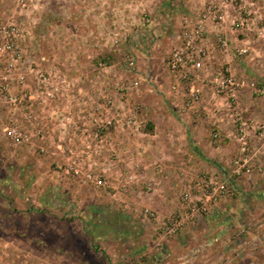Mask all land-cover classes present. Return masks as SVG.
I'll list each match as a JSON object with an SVG mask.
<instances>
[{
    "label": "rangeland",
    "instance_id": "rangeland-1",
    "mask_svg": "<svg viewBox=\"0 0 264 264\" xmlns=\"http://www.w3.org/2000/svg\"><path fill=\"white\" fill-rule=\"evenodd\" d=\"M6 1L7 13L29 27L31 39L26 42V50L36 60L43 57L42 66L65 70L70 81L79 85L138 82L132 97L142 108L143 135L138 136V149L132 151L134 160L129 155L130 144L122 139L121 145L128 148L122 168L128 169L134 162L142 168L141 160L151 154L148 145L151 141L145 134L151 133L155 126L159 131L171 126L163 105L168 99L160 91L157 94L150 91L149 86L154 78L155 82L166 80L167 74L162 71L184 20L180 25L165 26L159 17L160 6L155 7L158 13L146 6H136V35L127 36L128 28H121V39L113 41L110 31L114 23L120 18L128 19L122 11L125 6H120L116 17L111 6L105 27L99 30L103 38L97 37L95 26L89 39L80 12L76 11L72 18L69 11L60 9L55 15L53 0L49 3L44 0L37 11L25 13L13 7L14 0ZM253 2L243 6H255ZM77 5H81V0ZM231 6H239V2L232 0ZM144 15L151 18L149 24L144 22ZM257 33L255 30V35L261 38ZM130 46L136 47L138 56ZM127 54L135 57L134 68L127 65ZM98 61L105 62L104 69H96ZM250 62L253 65L248 76H235L264 85V75L259 76L255 70L264 69V61L251 58ZM137 66L147 73L137 70ZM242 90H248L250 98L264 99V95L254 94L249 87ZM151 108L159 114L157 123L151 118L154 112ZM3 124L0 116V264H264V164L262 172L250 176H231L228 168H219L220 173L197 172L192 181L167 197L172 209L162 216L160 208L147 203L155 188L160 192L156 196H165L160 181L148 180L123 192L112 187L96 189L71 177L61 178L53 168L56 158L53 149L49 147L48 152L42 153L37 147L12 146L2 136ZM211 125L212 131L216 124ZM43 143L49 145L47 141ZM165 157L159 153L148 157L154 161L146 163H152L161 173V158ZM206 172L222 177L227 172L224 176L231 186V197L218 202L208 214L198 216L177 233L162 235V220L181 212L183 190ZM133 192L139 194L134 197ZM134 206L155 210L159 219L143 217L132 209Z\"/></svg>",
    "mask_w": 264,
    "mask_h": 264
},
{
    "label": "built area",
    "instance_id": "built-area-1",
    "mask_svg": "<svg viewBox=\"0 0 264 264\" xmlns=\"http://www.w3.org/2000/svg\"><path fill=\"white\" fill-rule=\"evenodd\" d=\"M43 1L14 0L13 7L34 13ZM143 20L148 24L151 22L146 15ZM211 21L219 26L228 24L233 30L248 23L242 15L230 17L216 0H206L196 17L184 19L179 42L170 52L167 61L172 79L170 89L183 96L182 111H187L195 108L202 98L203 84H208L212 96L220 102L216 110L234 124L237 152L230 161V174L234 177L250 176L263 171L264 123L253 122L245 116L238 94L244 87H249L254 94L264 95V85L236 77L224 64L203 77L211 54L206 43L207 25ZM127 25L129 21L125 18L114 23L110 31L113 41L121 39V28ZM258 34L263 35V30L258 29ZM30 39L29 27L13 14L0 16L2 136L15 147H37L42 153L48 152L49 147L53 149L51 152L56 156L53 168L61 178L81 180L96 189L112 187L129 191L139 181L142 168L137 162L128 169L122 168L128 148L121 145L122 140L118 137L143 135L142 108L132 97L138 82L74 84L65 70L42 66L43 57L36 60L27 53L26 42ZM212 47L238 56L247 51L242 46L232 48L228 35L220 30L212 34ZM126 61L129 68L135 67L133 55L127 54ZM95 66L104 69L105 62L98 61ZM221 137L222 132L216 124L210 141L217 144ZM45 141L48 146L43 145ZM255 143L259 146L256 147ZM147 184L150 190L151 183ZM231 195L232 189L226 178L214 172L202 174L183 190L181 212L162 220L161 234L177 233ZM132 209L147 219H159L158 213L151 208L134 206Z\"/></svg>",
    "mask_w": 264,
    "mask_h": 264
},
{
    "label": "crops",
    "instance_id": "crops-1",
    "mask_svg": "<svg viewBox=\"0 0 264 264\" xmlns=\"http://www.w3.org/2000/svg\"><path fill=\"white\" fill-rule=\"evenodd\" d=\"M45 1L49 3L52 0ZM78 1L79 0H53L54 13L57 15L61 10L67 13L69 11V16L74 18V15L80 12L82 24L87 28V37L90 39L94 33L92 29L95 26L97 29V37L101 36L102 33L99 30H101V27H105V22L107 20L106 15L111 6H113L112 10L114 9L113 14L115 17L120 11V6H125L122 11L129 21V25L127 26L129 34L127 36L134 37L136 35L135 27L138 18L136 6H146L157 13L158 11L155 10V7L160 6L162 15H158L162 17L161 23H166L165 26L173 23L174 25H180L182 20L196 17L206 0H81L80 6L77 5ZM216 1L221 5H225L222 7L230 17L242 15L248 23L237 30L231 29L228 24L219 26L212 21L208 23V39L206 43L211 48V54L206 61L207 70L204 72L203 77L204 75H208L213 68L222 64L227 65L234 75L248 76L251 72L249 67L253 65L250 62L251 58L256 59L258 62L261 60L264 61V33L261 35V38L255 35V30H264V0H253L255 6H243L245 3H249L252 0H235V2H239V6H231L232 0ZM8 6V1L0 0V16L7 14ZM216 30H220L228 35L232 48L236 46L246 47L247 54L245 53L240 56L233 54V52L225 54L216 47H212V34ZM102 36H104V34ZM124 38L126 39V37ZM179 39L180 34L178 35L175 45L179 42ZM130 48L134 50L138 56L136 47L130 46ZM140 69V67L137 68V70ZM255 70L258 71L256 73H258L259 76L264 75L263 68ZM141 71L142 73H147L144 72V70H140V72ZM148 71H152L151 67ZM162 72H166V80H161L160 83L155 82L156 78H154L152 85L149 86V90L155 94L160 91V95L168 99V103H163V105L165 106V112L167 114L166 121H168L171 126H164L160 131L157 130L155 126L151 133L144 134L148 136V139L151 141V143L148 144L151 152L148 157L157 156L159 153L166 156L164 160L161 158L163 172H158L159 169H154L155 166L149 163L153 159L145 157L141 160L143 167L138 179L139 181L135 186L148 180L151 181L152 179L155 180L156 183L157 181L161 182V188L164 190L165 196L163 194L161 198L156 196L159 195L160 192L155 188L147 203L152 207L160 208L159 211L163 216L169 212V209H172V206L168 203V201H170L168 198L171 193L176 192L178 187L187 184V181H192L193 176L197 172L217 171L220 173V171H218L219 168L229 169L230 161L232 157L235 156L237 148L233 135V123L227 116L220 115L223 113L216 110L220 102L212 96L208 84H203L202 98L196 104L195 108L182 111L183 96L174 94L171 91L170 83L172 79L168 73L167 64L166 69ZM162 79L165 78L163 77ZM250 96L251 94L248 90H241L238 94V101L244 110L245 116L264 120V99L262 97L259 99L250 98ZM151 109L152 112L154 111L151 113V118L157 123V119H160L159 114L155 109ZM211 124H217L222 130V137L217 144H212L210 141ZM139 137L132 135H122L118 137L120 140L124 138L127 141L126 143L130 144L131 154L129 155L132 160H134L132 151L137 150L138 148L136 146L140 144L137 141ZM146 161L149 162L146 163ZM224 173L222 175L226 178ZM135 192L139 191L135 189ZM139 193L135 195L133 192L132 196L135 197Z\"/></svg>",
    "mask_w": 264,
    "mask_h": 264
}]
</instances>
